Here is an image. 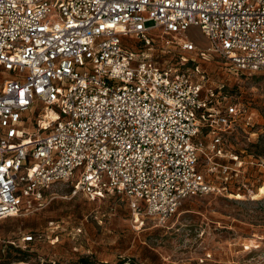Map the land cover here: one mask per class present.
<instances>
[{
	"label": "built area",
	"instance_id": "2783aa9c",
	"mask_svg": "<svg viewBox=\"0 0 264 264\" xmlns=\"http://www.w3.org/2000/svg\"><path fill=\"white\" fill-rule=\"evenodd\" d=\"M155 32L162 54L180 49L174 63L155 56ZM208 55L236 74L264 70V0H0V220L41 210L66 183L91 200L124 196L136 222L163 226L216 190L203 156L238 176V155L215 158L252 114L208 86Z\"/></svg>",
	"mask_w": 264,
	"mask_h": 264
},
{
	"label": "rangeland",
	"instance_id": "374dc122",
	"mask_svg": "<svg viewBox=\"0 0 264 264\" xmlns=\"http://www.w3.org/2000/svg\"><path fill=\"white\" fill-rule=\"evenodd\" d=\"M154 35L155 56L174 63L180 49L173 46L162 54L161 32ZM198 43L206 46L202 35ZM197 60L208 86L225 84L232 100L252 114L250 125L242 123L224 136L227 156L215 158L234 166L232 156L238 155L244 161L239 175L225 181L217 169H207L203 156L201 164L216 190L183 200L163 226L150 218L136 222L124 196L91 200L55 183L44 208L0 220V264H264V70L236 74L215 55ZM6 76L0 70V86ZM36 119L37 113H29L25 120ZM202 138L210 141L205 134ZM30 235L34 240L24 241Z\"/></svg>",
	"mask_w": 264,
	"mask_h": 264
},
{
	"label": "bare ground",
	"instance_id": "6f19581e",
	"mask_svg": "<svg viewBox=\"0 0 264 264\" xmlns=\"http://www.w3.org/2000/svg\"><path fill=\"white\" fill-rule=\"evenodd\" d=\"M261 192H263V193H264V187H261Z\"/></svg>",
	"mask_w": 264,
	"mask_h": 264
}]
</instances>
